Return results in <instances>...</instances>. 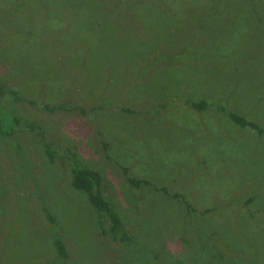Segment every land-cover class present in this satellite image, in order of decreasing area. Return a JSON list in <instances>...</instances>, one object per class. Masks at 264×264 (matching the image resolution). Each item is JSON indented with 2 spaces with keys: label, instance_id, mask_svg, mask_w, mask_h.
<instances>
[{
  "label": "rangeland",
  "instance_id": "374dc122",
  "mask_svg": "<svg viewBox=\"0 0 264 264\" xmlns=\"http://www.w3.org/2000/svg\"><path fill=\"white\" fill-rule=\"evenodd\" d=\"M0 3V82L27 99L0 105L37 124L0 132V264H264V133L177 98L264 128V0ZM74 160L103 174L135 243L100 226Z\"/></svg>",
  "mask_w": 264,
  "mask_h": 264
},
{
  "label": "trees",
  "instance_id": "16d2710c",
  "mask_svg": "<svg viewBox=\"0 0 264 264\" xmlns=\"http://www.w3.org/2000/svg\"><path fill=\"white\" fill-rule=\"evenodd\" d=\"M1 4V3H0ZM0 29H2L0 24ZM2 55H0V62ZM11 95L12 99L11 101L17 102H23L26 101V97L23 95V93L16 89V88H9L6 84L3 82H0V97H5L6 95ZM178 99L182 100L186 108H191L195 111L199 112H212V111H220L225 113L231 120H233L235 123L241 125L242 127H250L254 130H256L259 134L264 133V128L261 127L257 122L253 120H249L245 115L240 114L235 111L229 110L225 105L223 104H215L210 99H199V100H192L191 98H183L181 96L177 97ZM30 103L35 104L38 103L41 107L51 111L55 112L58 110H68L69 108L65 103L63 104H51V103H41L40 100H30ZM70 110V109H69ZM123 111L127 113H131L132 110L129 108H122ZM84 111V110H82ZM85 113V112H84ZM23 124V125H22ZM19 127H24L27 129H35L37 127L36 122L33 121H22V119L19 117L18 114H15L13 112L12 108H5L4 106L0 105V132L5 136H14L16 129ZM45 148L48 152L49 159H52L54 156V151L49 143L45 144ZM126 170V169H125ZM72 173H73V179L72 184L73 186L86 193L88 196V199L94 208V210L99 214L100 217V226L104 224L103 218L104 216H107L110 219V227L106 232L108 231L110 236L116 240L121 241L125 244H132L135 243L134 236L130 233L123 231V225L124 221L119 212L115 207L112 206L110 201H108L101 189L102 182L104 181L103 174L100 172V170L90 167L88 165H81L73 161L72 165ZM129 182L139 187L141 184L144 185H150L156 188V190H163L167 191L166 187H159L155 184H152L150 180L146 179H139L128 176ZM175 197L182 198L188 205L189 210L192 209L190 202L185 198L184 195L180 193H175ZM253 200V198H251ZM44 210L47 216V219L50 223L57 226V218L53 215V213L48 209V206H44ZM103 227V226H102ZM53 243L57 249L58 255L62 259L68 258V250L66 247L65 242L59 235V233L53 234Z\"/></svg>",
  "mask_w": 264,
  "mask_h": 264
}]
</instances>
